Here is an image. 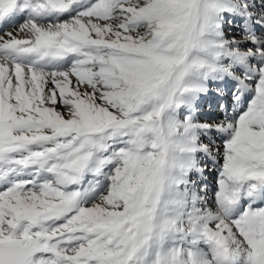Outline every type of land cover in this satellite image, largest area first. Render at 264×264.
<instances>
[{
	"label": "snow or ice",
	"instance_id": "6c2138e0",
	"mask_svg": "<svg viewBox=\"0 0 264 264\" xmlns=\"http://www.w3.org/2000/svg\"><path fill=\"white\" fill-rule=\"evenodd\" d=\"M0 264H264V0H0Z\"/></svg>",
	"mask_w": 264,
	"mask_h": 264
},
{
	"label": "rangeland",
	"instance_id": "374dc122",
	"mask_svg": "<svg viewBox=\"0 0 264 264\" xmlns=\"http://www.w3.org/2000/svg\"><path fill=\"white\" fill-rule=\"evenodd\" d=\"M9 30H11V29H9ZM222 102L225 105L230 104V95L227 92H226L225 96L223 97ZM209 103H211V105H212L211 108L208 107ZM229 115H231L230 111H229ZM202 116L204 118H221L223 116V112L219 108L216 107V98L214 95L209 101H205V103L203 105ZM208 182L210 185L214 186V178H213L212 174H209Z\"/></svg>",
	"mask_w": 264,
	"mask_h": 264
}]
</instances>
